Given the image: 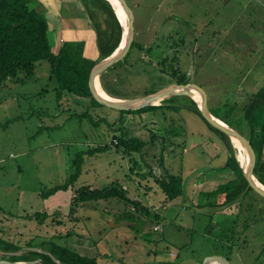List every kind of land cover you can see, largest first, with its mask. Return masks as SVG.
<instances>
[{"label":"rangeland","instance_id":"374dc122","mask_svg":"<svg viewBox=\"0 0 264 264\" xmlns=\"http://www.w3.org/2000/svg\"><path fill=\"white\" fill-rule=\"evenodd\" d=\"M125 1L136 32L133 40L151 48H132L126 59L131 73L125 83L109 80L111 90L135 98L146 89L175 84L165 82L164 76L171 77L157 65L159 57L175 56V67L206 93L208 108H222L229 100L243 107L246 98L237 93L247 96L246 78L254 81L257 74L250 70L253 56L264 47L261 1ZM62 2V15L78 12L65 5L69 0ZM48 36L51 50L57 52L52 33ZM242 77L246 84L239 91ZM56 86L51 65L40 60L26 83L9 80L0 87V249L47 252L53 243L95 257L98 264H199L211 254L223 255L232 264H264V197L252 189L230 204L209 205L221 196L211 191L235 175L222 168L229 155L224 140L199 115L185 107L121 114L107 105L91 104L88 97H58ZM173 97V104L186 102L181 95ZM121 131L144 140H149V132L172 131L165 166L182 176L179 197L164 202L159 188L144 190L147 183L143 187L129 170V157L114 146L113 136ZM105 144V150L91 152ZM160 147H148L153 159L146 155L155 174L161 172ZM80 154L73 185L47 193L66 182ZM115 180L148 207L150 216L139 215L117 198L87 202L71 214L75 189ZM157 225L162 230H156ZM6 253L0 250V257L16 255Z\"/></svg>","mask_w":264,"mask_h":264},{"label":"trees","instance_id":"16d2710c","mask_svg":"<svg viewBox=\"0 0 264 264\" xmlns=\"http://www.w3.org/2000/svg\"><path fill=\"white\" fill-rule=\"evenodd\" d=\"M82 1L85 5V13L90 19L96 34V43L99 51V56L96 60L83 55V41H63L57 52L51 50L48 37V23L45 15L46 6L40 0H0V87L9 80L16 83H26L35 74L36 62L45 60L51 65V77L57 81V86L55 87L56 96L59 97V95L72 93L88 97L91 104L102 106L90 94L88 86L90 71L97 61L111 54L117 48L121 40L122 30L109 0ZM134 46L140 51L151 48L150 46L145 48L140 42L133 40L123 60H119L114 65L107 67L100 75L102 89L112 97L125 98L117 95L107 84L111 79L116 83L118 80L125 83L124 78L131 73L129 69L127 70L128 63L126 59L130 57ZM136 59H141L140 55ZM175 62V56H172L170 59L168 57H159L157 59V65L164 66V71L162 72L171 77L164 76L165 82L168 81L169 84L189 83L190 80L186 74L181 72L179 67H175ZM119 70L125 71V73ZM164 86L146 89L144 95L155 92ZM181 96L186 99L185 103L173 104L172 102H175V97H170L162 100L158 105H150L139 110H119V112L121 114L146 113L164 107L177 111L179 108L185 107L204 120L200 115L196 103L185 95ZM167 102L170 103L167 104ZM239 105L240 103L237 101L229 100L222 104V108H209V111L250 140L256 153V165H254L253 174L264 185V90L258 89L246 98L242 108H239ZM81 115H85V113ZM205 123L210 130L219 134L224 140L229 155L222 168L231 170L235 175L233 180L218 185L210 193L213 196L221 195L218 203L215 205L209 203L210 206L220 207L236 201L247 190H252V188L247 186L242 168L240 167V161L237 159L235 148L230 138L206 121ZM244 129L246 133H243ZM170 134H172V131H164L161 135L149 132V140L136 136H128L122 131L118 136H113L116 138L115 145L113 144L116 149L129 157V170L131 173L135 177H138V181L141 180L143 187L144 183H147L144 190L149 191L154 187L159 188L164 195V202L176 199L183 191L182 176L170 173L165 166ZM157 144L161 146L157 163L158 168L161 169L159 174H155L153 167L148 163L146 158V155H150L148 147ZM108 146V144L98 146L93 148L94 150H91V152L105 150ZM150 156L153 159L155 155L152 153ZM82 158L80 154L78 159L72 161L74 171L69 175L66 182L50 188L47 193H52L58 189H67L69 184L73 185L79 176V166L77 164L79 165V161ZM109 198H117L131 204L135 211L139 212V215L150 216L148 207L137 199L136 195L130 194L129 190L123 187L117 180L102 187H91L90 185L78 187L73 191L71 196L69 210L72 214L75 208H79L87 202ZM154 218L160 220L158 214H155ZM248 226H250V223L245 224V228H248ZM51 245V250L49 248L47 252L30 251L28 249L19 255H10L6 258L10 261H32L39 259L40 264H57L52 259L54 257L58 262L65 264H98L95 257L82 255L76 250L53 243ZM19 249L17 247L10 249L6 246L0 250L15 252Z\"/></svg>","mask_w":264,"mask_h":264},{"label":"water","instance_id":"95a60500","mask_svg":"<svg viewBox=\"0 0 264 264\" xmlns=\"http://www.w3.org/2000/svg\"><path fill=\"white\" fill-rule=\"evenodd\" d=\"M109 1L112 4L114 13L120 23L122 35H121L120 43L117 46V48L111 54H108L107 56L103 57L101 60L97 61V63L91 69L89 75V84H88L91 96L102 105H107L110 108L121 111L139 110L150 105H158L162 100L173 96L185 95L191 98L196 103L200 115L204 118V120L208 124L216 128L217 130L221 131L223 134H226L230 138L234 146H235L234 140H237L241 144L244 151L249 156V161L247 162V165L243 167L242 166L243 164H241L240 162V167L242 168V172L247 182V186L252 188L256 192L258 191V193L264 197V185L260 183L259 180L253 174V168L254 165H256V153L250 143V140L247 137H245L243 134L238 132L236 129L230 127L229 125H227L226 123L215 117L213 114H211L207 106L206 93L200 88V86L194 83L172 84L167 87L160 88L155 92L135 98H118V97H112L110 96V94H108V96L105 95L101 96L97 92L96 89L97 83L99 82V84L101 85L100 82L101 73L107 67L117 63V61L123 60L124 56L126 55V53L128 52L131 46V43L133 41V34H134L133 19L130 11L131 9L127 5L126 1L117 0L122 7V11L125 13V18H126L125 33L123 31L122 22L116 13L115 5L112 2V0ZM192 89H194L199 93L200 96L199 103H197L196 100L192 98L191 96ZM11 253H15L16 255L20 254L19 251H15ZM54 261L57 264H65V263L57 262L55 258ZM0 264H40V261L38 259H34L32 261L30 260L10 261L6 259H0ZM199 264H232V263L229 261L228 258H226L223 255L211 254L205 256Z\"/></svg>","mask_w":264,"mask_h":264},{"label":"crops","instance_id":"0c3cea01","mask_svg":"<svg viewBox=\"0 0 264 264\" xmlns=\"http://www.w3.org/2000/svg\"><path fill=\"white\" fill-rule=\"evenodd\" d=\"M41 1L47 8L45 15L48 23V35L52 33L54 43L57 45V47L59 48L63 41H83V55L87 58L96 60L99 56V51L96 43V34L90 19L85 13L84 2L82 0H69V3L65 5H70V9L73 12L75 10H77L78 12H74L75 14L73 13L72 15L64 16L61 12V8L63 5L62 0ZM75 16H77V18H75ZM134 33H136L135 29ZM53 52H56V50ZM253 57L254 59L252 60L250 70H256L257 74L254 76V81L252 79L248 80L247 77V84L245 83L246 81L244 80V77H242L240 83L237 85V88L240 91L245 86L243 84H246L249 85V91L246 93V97H243V95H245L244 93H237L238 96H240L239 98H241V96L243 99L247 98L248 96H251L253 93H255V91H257L258 89L264 90V47L262 49H259L257 54ZM80 254L84 255L83 253Z\"/></svg>","mask_w":264,"mask_h":264},{"label":"bare ground","instance_id":"6f19581e","mask_svg":"<svg viewBox=\"0 0 264 264\" xmlns=\"http://www.w3.org/2000/svg\"><path fill=\"white\" fill-rule=\"evenodd\" d=\"M112 2L115 5L116 13H117V15L119 16V18H120V20L122 22L123 30H124V26L126 27L125 13L122 11V7L118 3L117 0H112ZM96 89H97V92L101 96H103V95L108 96V93L104 89H102V87L99 84V82L96 85ZM195 95L197 96V98L195 97ZM191 96H192V98L194 100H196L197 103L200 102L199 93L197 91H195L194 89L191 90ZM234 144H235V147H236V152H237L238 159L241 162V164H243L242 166L244 167L245 165H247V162L249 161V156L246 154V152L244 151L243 147L241 146V144L237 140H234Z\"/></svg>","mask_w":264,"mask_h":264},{"label":"built area","instance_id":"2783aa9c","mask_svg":"<svg viewBox=\"0 0 264 264\" xmlns=\"http://www.w3.org/2000/svg\"><path fill=\"white\" fill-rule=\"evenodd\" d=\"M261 3L263 4V6H264V2L263 1H261ZM155 229L156 230H162V228H161V226L160 225H157V226H155Z\"/></svg>","mask_w":264,"mask_h":264},{"label":"flooded vegetation","instance_id":"af4514ba","mask_svg":"<svg viewBox=\"0 0 264 264\" xmlns=\"http://www.w3.org/2000/svg\"><path fill=\"white\" fill-rule=\"evenodd\" d=\"M6 254H7V253H6ZM7 255H9V254H7ZM0 259H4V258H1V257H0ZM5 259H7V258H5ZM7 260H8V259H7Z\"/></svg>","mask_w":264,"mask_h":264}]
</instances>
